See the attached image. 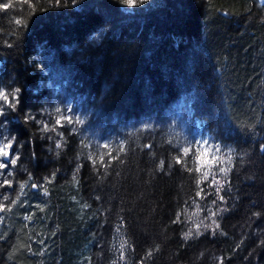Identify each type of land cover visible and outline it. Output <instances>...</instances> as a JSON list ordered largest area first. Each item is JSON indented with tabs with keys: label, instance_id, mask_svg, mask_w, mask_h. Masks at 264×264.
<instances>
[{
	"label": "trees",
	"instance_id": "16d2710c",
	"mask_svg": "<svg viewBox=\"0 0 264 264\" xmlns=\"http://www.w3.org/2000/svg\"><path fill=\"white\" fill-rule=\"evenodd\" d=\"M0 139V264H264V4L0 0Z\"/></svg>",
	"mask_w": 264,
	"mask_h": 264
},
{
	"label": "rangeland",
	"instance_id": "374dc122",
	"mask_svg": "<svg viewBox=\"0 0 264 264\" xmlns=\"http://www.w3.org/2000/svg\"><path fill=\"white\" fill-rule=\"evenodd\" d=\"M264 4V0H260ZM179 136H181V143L183 147L186 148L185 145H187V141L185 140L184 136L185 133L183 131H180ZM191 141V144H195L199 147V158L202 162V164L209 165L215 162L216 157L213 153L214 151L212 148L206 145L205 140H200L199 137H194ZM179 140V138H178ZM9 154H10V146L0 139V167L4 166V163L9 161Z\"/></svg>",
	"mask_w": 264,
	"mask_h": 264
}]
</instances>
